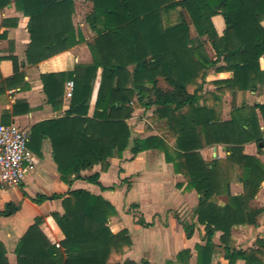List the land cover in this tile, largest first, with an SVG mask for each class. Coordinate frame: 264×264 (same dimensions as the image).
I'll list each match as a JSON object with an SVG mask.
<instances>
[{"label":"trees","instance_id":"obj_1","mask_svg":"<svg viewBox=\"0 0 264 264\" xmlns=\"http://www.w3.org/2000/svg\"><path fill=\"white\" fill-rule=\"evenodd\" d=\"M92 4L85 22L95 34L87 44L92 63L76 67L72 72L41 75L47 101L53 105L62 96L65 82H73L68 120L46 121L32 127L29 149L44 138L52 143V155L61 181L67 186L80 179L81 171L100 163L108 167L107 159L121 156L130 139L126 124L133 112L132 103L147 97V107H154L150 121L157 125L159 136L136 139L131 152L136 155L157 150L175 173L184 176L188 190L200 196L193 210L198 224L204 226V245H195L196 264H212L216 245L212 242L220 232L226 264H264V237L253 247L237 249L230 245L234 226L255 225L262 209L251 205L264 183V165L255 157L243 154L242 146L262 135L256 110L264 122V105L235 109L229 121H222L218 104L208 106L203 91L207 72L219 61L218 70L233 72V78L215 82L213 94L225 89L254 90L259 79V59L264 55V0H84ZM10 4L0 0V10ZM15 8L28 18L30 44L26 60L30 65L66 51L84 41L72 24V0H15ZM177 8L189 19L180 16L174 25H164L163 15ZM220 15L224 30L219 36L212 23ZM190 24L196 36H190ZM4 34H0L2 39ZM205 43L215 52V59L205 53ZM14 75L2 79L0 89L15 88L21 73L16 58L10 57ZM1 60V57H0ZM99 80L91 117H88L93 81ZM159 79L167 89L159 87ZM26 114L25 104L16 103L14 113ZM77 117V118H76ZM227 145L228 161L237 166L243 194L230 196L223 206L212 198L220 193L219 164L206 163L199 154L205 146ZM99 175L87 181L98 184ZM24 197L27 195L24 193ZM61 202L63 213L52 212L49 225L57 232L58 244H52L40 231L44 218L34 223L15 245L14 264H137L123 260L131 246L127 230L113 233L109 220L116 215L114 206L100 196L85 190H72L63 195H37L30 199L40 205L45 201ZM19 210L6 203L0 217H9ZM186 238L194 232L192 225L183 224ZM6 249L0 242V264H9ZM190 250H182L176 262L188 264ZM141 264H148L142 261Z\"/></svg>","mask_w":264,"mask_h":264},{"label":"crops","instance_id":"obj_2","mask_svg":"<svg viewBox=\"0 0 264 264\" xmlns=\"http://www.w3.org/2000/svg\"><path fill=\"white\" fill-rule=\"evenodd\" d=\"M0 10V75L2 79L14 75L13 63L10 57L16 58L20 84L15 88L0 89V126L16 125L22 130L30 131L32 127L46 121H55L62 118L68 120L66 112L70 108V98L66 96V83L62 88V96L55 105L47 101L43 90L41 75L72 72L76 67L87 66L92 63V56L87 44L92 42L95 34L83 22L84 16L78 15L88 2L72 0V24L76 33L81 32L83 42L58 53L37 65H30L26 60V52L30 44V35L27 30L28 18L15 8V0ZM212 23L219 36L224 30V21L220 15L212 18ZM264 28V21L261 22ZM208 55L215 59V52L210 47ZM224 66L219 61L211 68L205 78L203 91L207 94L208 106L218 104V112L222 121H229L235 109L253 105H264V79H259L254 90L235 91L225 89L224 92L213 94L215 82L227 81L233 78V72L218 70ZM260 72L264 73V55L259 59ZM99 80L93 81L92 95L89 101L88 117L94 110V103L98 90ZM16 103L25 104L29 111L26 114L14 113ZM138 109L133 108L132 115L125 122L130 129L128 146L121 156L113 154L107 159L108 167L102 170L100 163L79 173L80 179L67 186L61 181L60 174L52 155V143L48 138L39 140L34 149H30L35 159V169L18 187H7L17 193L16 202L19 210L9 217H0V242L6 249L9 264L15 263L13 254L15 245L27 229L34 223L36 217L44 218L39 229L52 244H58L57 232L49 225L47 217L52 212L63 213L59 199L45 201L40 205L31 202L37 195H63L72 190H85L92 195L100 196L110 202L116 215L112 217L108 226L113 233L126 229L130 234L131 246L123 254V260L130 259L141 264H167L176 262V256L182 250H190L191 258L188 264H196L195 245H204V226L198 224L193 210L198 204L199 195L194 190L186 188L187 182L183 175L175 173L173 165L164 159L163 153L157 150H147L134 155L131 150L134 140L148 136H159L157 127L148 119L151 112H146L144 121L137 119ZM262 143L256 141L242 146L243 154L255 157L264 165V122L256 110ZM77 118V117H76ZM227 145L215 144L205 146L198 152L206 163L219 164L220 193L213 196L212 201L223 206L227 200V189L230 196L243 194V185L240 183L237 166L228 161L230 151ZM98 174V184L87 181V178ZM16 189V190H14ZM11 191V192H12ZM16 191V192H15ZM27 197H24L23 194ZM5 199V200H9ZM251 205L262 209L255 225L234 226L231 231L230 245L237 249L253 247L255 241L264 237V183L258 189ZM129 209V211H128ZM183 224L192 225L194 232L186 238ZM202 233V234H200ZM221 233H215L212 242L216 245L212 254V264H226L223 245L220 243ZM236 264H244L242 260Z\"/></svg>","mask_w":264,"mask_h":264},{"label":"built area","instance_id":"obj_3","mask_svg":"<svg viewBox=\"0 0 264 264\" xmlns=\"http://www.w3.org/2000/svg\"><path fill=\"white\" fill-rule=\"evenodd\" d=\"M65 87L70 98L73 82H67ZM29 135V131L14 124L0 126V190L20 186L35 169L34 155L28 147Z\"/></svg>","mask_w":264,"mask_h":264},{"label":"rangeland","instance_id":"obj_4","mask_svg":"<svg viewBox=\"0 0 264 264\" xmlns=\"http://www.w3.org/2000/svg\"><path fill=\"white\" fill-rule=\"evenodd\" d=\"M87 2V1H85ZM92 11V4L90 2H88V4H86L85 8H82V12L78 11V15L84 16L83 18V22L88 26V24L85 22V17L87 15H89ZM180 16H182L183 18H185V20L190 23V19L187 15V13L181 9V8H177L175 10L170 11L167 14L163 15V22L164 25L168 26V25H174L175 23H177L180 20ZM89 28V26H88ZM90 30V28H89ZM190 36L192 38H194L196 36L195 30L193 28V26L190 24ZM210 49V45L209 43H205V53L208 54L207 51H209ZM209 56V55H208ZM159 87H161L162 89H167V85L166 83L163 81V79H159L158 82ZM138 100L140 101H135L133 102L131 105L133 108L138 109L137 111V119L138 121H144V119L146 118V112H148V114L151 112L150 110L152 109V113L154 112V107H147L145 104L147 103V101L149 100L147 97H140L138 95ZM151 117V116H150ZM150 117H148V119H150ZM157 127V125H156ZM13 189H8V188H4L2 190H0V209L2 208L3 204L5 201H13L16 202L17 199V193H13L12 191ZM16 190V189H14ZM12 191V192H11ZM16 192V191H15ZM9 200H5L8 199ZM129 211V209H128ZM126 230V229H125ZM202 234V233H200Z\"/></svg>","mask_w":264,"mask_h":264}]
</instances>
